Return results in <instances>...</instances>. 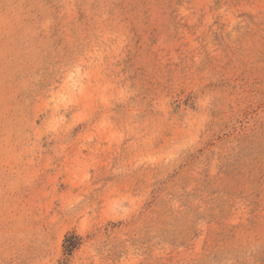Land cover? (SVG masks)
Here are the masks:
<instances>
[{
  "label": "rangeland",
  "instance_id": "1",
  "mask_svg": "<svg viewBox=\"0 0 264 264\" xmlns=\"http://www.w3.org/2000/svg\"><path fill=\"white\" fill-rule=\"evenodd\" d=\"M0 264H264V0H0Z\"/></svg>",
  "mask_w": 264,
  "mask_h": 264
}]
</instances>
